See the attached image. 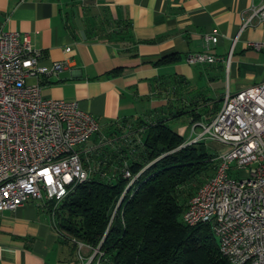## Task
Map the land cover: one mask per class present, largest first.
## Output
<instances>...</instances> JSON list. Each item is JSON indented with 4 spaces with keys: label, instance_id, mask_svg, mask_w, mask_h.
<instances>
[{
    "label": "crops",
    "instance_id": "obj_1",
    "mask_svg": "<svg viewBox=\"0 0 264 264\" xmlns=\"http://www.w3.org/2000/svg\"><path fill=\"white\" fill-rule=\"evenodd\" d=\"M258 4L259 0H0V30L29 34L32 48L43 56L41 63L64 64L43 80L41 94L76 102L99 122V133L81 148L90 169L99 152L107 161L112 158L102 140L119 126L170 119L179 109L187 112L179 119L189 118L192 126L207 124L214 117L211 106L226 91L264 84V53L248 45L264 42V23L252 16ZM205 35L217 36L207 52L219 61L188 64V55L206 51ZM221 75L225 84L217 83ZM195 129L187 138L183 135L188 129L178 133L189 142ZM96 172L92 169L91 176ZM75 252L57 236L49 212L36 202L0 212V264H80Z\"/></svg>",
    "mask_w": 264,
    "mask_h": 264
},
{
    "label": "built area",
    "instance_id": "obj_2",
    "mask_svg": "<svg viewBox=\"0 0 264 264\" xmlns=\"http://www.w3.org/2000/svg\"><path fill=\"white\" fill-rule=\"evenodd\" d=\"M252 16L264 23V0ZM217 41L205 35L206 51L188 55L186 62H218L207 52ZM248 45L264 53V42ZM42 57L29 34L0 30V212L34 201L55 224L60 203L91 177L81 148L100 124L76 102L42 96L43 80L64 68L43 64ZM221 102L209 123L192 126V133L202 131L187 144L213 141L224 151L213 153V174L190 197L181 222L209 225L229 264H264V84L226 91ZM123 174L131 183L135 179L127 170Z\"/></svg>",
    "mask_w": 264,
    "mask_h": 264
},
{
    "label": "trees",
    "instance_id": "obj_3",
    "mask_svg": "<svg viewBox=\"0 0 264 264\" xmlns=\"http://www.w3.org/2000/svg\"><path fill=\"white\" fill-rule=\"evenodd\" d=\"M185 113L179 109L170 119L123 123L129 136H138H131L133 156L124 155L126 149L111 152L105 167L104 155L98 173L56 209L54 228L72 252L78 243L97 250L93 264H229L209 225L181 222L188 200L214 170L205 142L187 144L169 127V120ZM112 164L113 173L105 178ZM123 170L135 178L132 183Z\"/></svg>",
    "mask_w": 264,
    "mask_h": 264
},
{
    "label": "rangeland",
    "instance_id": "obj_4",
    "mask_svg": "<svg viewBox=\"0 0 264 264\" xmlns=\"http://www.w3.org/2000/svg\"><path fill=\"white\" fill-rule=\"evenodd\" d=\"M215 82H211V83H215ZM218 82H221V84L222 83L225 84V77L223 79V77L221 75V78H219L217 83ZM214 99H216L215 96H214ZM221 106H222V102L219 101L216 103V105L214 107L211 106L210 110H214V112H217L221 108ZM188 119L189 118H187V117H183L179 120H173V121L169 122V127L175 132H178L180 129H183V128L188 129L185 132V134L183 135L185 138H187L192 131V125L189 124ZM126 129H127L126 127L123 128V127L119 126V127L115 128L114 131H111V133L105 134L104 140H102V141L104 143L107 142L106 150H107L109 155L111 152L122 151V150L126 149V153H123V154L124 155L125 154H131L130 156H133L132 153H134V148L136 146L135 145L136 142H133V140H132L133 138L129 137L128 132H130V131L127 129L128 130V132H127ZM130 130H132V129H130ZM201 131H202V128L197 127L195 129L194 135H197ZM205 144L208 148V151L212 154L224 151V148L221 145H219L213 141H206ZM103 148H105V144H104ZM108 154H106V155H108ZM104 155H105V153L104 152L102 153V151H101L98 153V156L93 157L95 159L93 160L92 168H90V170L94 169L95 171H97V168L100 165L101 160H103ZM121 157L123 158V155H121ZM111 161L113 162V159ZM105 162H107V157L105 159ZM127 163H128L127 161H124L123 165L126 166ZM112 165L114 166V164H112ZM112 165L110 166V169H108L107 171L105 169V174L111 173V170L114 169V168H112ZM92 175H94V174H92ZM75 251H76L75 257L78 260V262H80V264H93L91 262H92L93 258L95 257L97 250L92 252V250L89 247L77 244Z\"/></svg>",
    "mask_w": 264,
    "mask_h": 264
}]
</instances>
